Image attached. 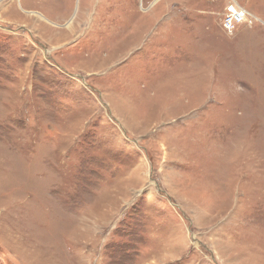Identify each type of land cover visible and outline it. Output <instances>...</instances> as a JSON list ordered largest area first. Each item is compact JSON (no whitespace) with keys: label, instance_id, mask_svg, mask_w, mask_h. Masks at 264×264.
I'll use <instances>...</instances> for the list:
<instances>
[{"label":"rangeland","instance_id":"1","mask_svg":"<svg viewBox=\"0 0 264 264\" xmlns=\"http://www.w3.org/2000/svg\"><path fill=\"white\" fill-rule=\"evenodd\" d=\"M230 1L0 0V264H264V0Z\"/></svg>","mask_w":264,"mask_h":264},{"label":"built area","instance_id":"2","mask_svg":"<svg viewBox=\"0 0 264 264\" xmlns=\"http://www.w3.org/2000/svg\"><path fill=\"white\" fill-rule=\"evenodd\" d=\"M225 11L222 17V26L228 34L235 33L239 25L252 26L256 22V18L237 0L230 1Z\"/></svg>","mask_w":264,"mask_h":264},{"label":"bare ground","instance_id":"3","mask_svg":"<svg viewBox=\"0 0 264 264\" xmlns=\"http://www.w3.org/2000/svg\"><path fill=\"white\" fill-rule=\"evenodd\" d=\"M254 212H255V210L253 211V214H254ZM253 224H248V225L243 226V230L242 231L247 236L246 237V242L247 243L249 241V238L252 236V233H251L252 231L250 229H251V225H253ZM247 243L245 245L246 247L248 246Z\"/></svg>","mask_w":264,"mask_h":264}]
</instances>
